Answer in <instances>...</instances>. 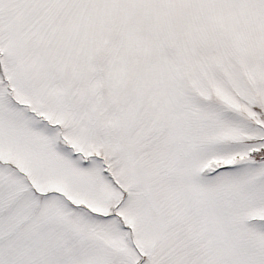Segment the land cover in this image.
I'll use <instances>...</instances> for the list:
<instances>
[{"label": "snow or ice", "instance_id": "obj_1", "mask_svg": "<svg viewBox=\"0 0 264 264\" xmlns=\"http://www.w3.org/2000/svg\"><path fill=\"white\" fill-rule=\"evenodd\" d=\"M0 264H264V0H0Z\"/></svg>", "mask_w": 264, "mask_h": 264}]
</instances>
